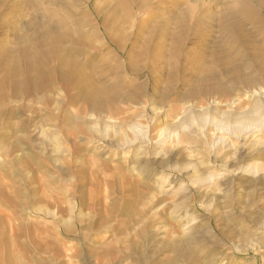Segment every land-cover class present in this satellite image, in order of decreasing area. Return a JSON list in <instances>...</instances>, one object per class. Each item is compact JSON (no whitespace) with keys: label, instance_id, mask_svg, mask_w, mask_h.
<instances>
[{"label":"rangeland","instance_id":"rangeland-1","mask_svg":"<svg viewBox=\"0 0 264 264\" xmlns=\"http://www.w3.org/2000/svg\"><path fill=\"white\" fill-rule=\"evenodd\" d=\"M119 3L3 4L1 53L8 49L24 55L31 45L46 47V52L53 42L64 59L93 72L91 65H98L94 71L102 65L98 51L109 59L115 55L111 48L101 49L108 33L119 45H128L122 55L133 70L125 80L102 83L98 73L92 80L108 91L114 86L137 95L139 100L127 105L144 103L146 109L136 118L124 107V122L89 127L82 124L84 114L76 105L49 122L46 106H37V113L26 108L35 97L25 75L18 80L24 88L20 98L8 87L11 82L0 86V264H208L210 253L214 264H264V172L253 169L264 164L258 142L264 139V127L238 138L213 125L196 124L182 135V144L171 135L188 103L198 110L240 99L241 111L252 108L250 87L264 89V0H147V5L127 0L123 8ZM135 4L142 8L133 10ZM126 14L147 21L140 39L131 37L128 20L114 23ZM105 20L107 26L97 30ZM11 62L28 65L27 59ZM2 65L0 84L6 74ZM41 99L40 94L36 103ZM118 100L115 95L110 99ZM158 116L161 125L155 123ZM132 124L142 125L141 142L118 150L126 139L122 130L134 140L128 130ZM164 128L169 131L161 136ZM242 148L249 158L241 160ZM140 153L139 168L163 174L168 186L161 189L139 175L135 155ZM170 159L171 169L160 165ZM198 163L203 166L198 176H212L203 184L192 179ZM203 193L212 198L226 194L227 201L202 199ZM190 232L199 236L196 246L186 243Z\"/></svg>","mask_w":264,"mask_h":264},{"label":"bare ground","instance_id":"bare-ground-1","mask_svg":"<svg viewBox=\"0 0 264 264\" xmlns=\"http://www.w3.org/2000/svg\"><path fill=\"white\" fill-rule=\"evenodd\" d=\"M4 2H5V0H0V11L3 8ZM119 2H120L119 6H121L123 8L122 4H123V2H127V0H119ZM146 3H147V0H144L145 5H147ZM133 7H135L136 9L142 8L138 4L133 5L132 9H133ZM98 16H101V15L98 14ZM126 20L129 21L128 22L130 24L129 28H130L131 33H132L131 37H133L134 40H138L142 36H144L143 34L146 30V25H147L146 20H143L141 22H137L136 17H134L130 14H126L122 18H115L114 23L116 21L117 22L121 21L124 24V23H127ZM103 26H107L106 20H105V22H103L102 26L97 27V30L103 29ZM10 32H11V30H10ZM95 33H96L97 37L100 36V34L98 32H95ZM107 36H108L109 41L102 43L101 49L107 50V48H111L115 52V55L113 57H110V59H109L108 55L104 54L102 52V50L98 51L99 53H101L102 65H101V67H99V70H97V71H94V70L98 65L96 67H93L94 65L93 66L91 65L90 69L93 68V69H91V70H93V72H87L86 67H84L82 65H78V64H76V62H72V61H68V60L64 59L63 56L61 55V52H59L57 49H55V44H53V42L49 44V47L47 46L48 51H46V52L43 50V48H46V47L42 48L41 45H39L38 47H33L31 45L30 47H28V50L24 53V55H21V54L16 55L10 51H7L8 49H4V51L2 53L0 52V55H1L0 63L3 64L2 67L6 71V74L3 75L4 76L3 78H1L2 84H0V86L3 84L7 85L9 82H11V85L9 83L8 87L11 86L9 88H11V91H12L14 97L20 98L24 92V88H22V86L19 85L18 80H19L20 76L25 75L29 79L27 82L28 83V88H27L28 92L33 94V96L35 97V98H33L30 95L33 99L30 103L28 102L29 104L26 105L27 106L26 108L34 109L33 112L37 113L38 111L35 110L37 106H42V105L46 106L47 110L49 111V113H47L48 118L46 120H48L49 122L57 121L59 118V112L62 111V109H64L65 107L71 108V107H74L76 105H79L78 112L79 113L82 112V114H84L83 118H81V120L83 121L82 124L87 125L89 127H96L98 125H108L112 122L116 123V121L120 122V123L124 122V119L126 116L125 115L126 114L125 108H127V107H129V110H132L131 111L132 114L137 115L136 118H139V117H141L140 111L146 109L145 104L143 103L144 106H142L141 104H138V105H136V107H131L130 105H127L128 103H134L137 100H139L137 95H135V94L127 95L125 93L124 89H122L121 87L119 88V87H114V86H113V90L108 91L106 89L95 86L93 83L92 74H94V73L99 74L98 78H100L99 80H101L102 83L103 82L107 83L110 80H115V79L125 80L126 74H129L133 70L130 66L131 63L127 62L123 58V55L127 53L129 46L128 45H126V46L119 45L116 42V39L114 38V36H112L109 33L107 34ZM112 45L115 46L118 51L115 48H113ZM158 45L160 46L161 43H158ZM61 50H64V49H61ZM173 51H174V49L170 50V52H173ZM109 52H111V51L109 50L107 52L110 56ZM103 54H104V56H103ZM161 56H164V54H161ZM66 58H68V57L66 56ZM159 58L160 57H157L156 59H159ZM170 58L175 59L176 56L171 55ZM23 59H27V61H28L27 62L28 65L25 63L27 65L26 68L23 65L22 66L24 68L21 65L15 64L16 62L15 63L11 62V60H16V61L20 62ZM127 60H129V58H127ZM56 63H58L57 66H56ZM51 77H53V78H51ZM51 79H53V80H51ZM25 80L26 79H24V81ZM49 81H52V83L50 84ZM23 83H26V81ZM254 87L255 86L250 87L251 91H249L251 93L250 98H252V108L246 109L244 111L240 110L241 109V103H242L240 101V99H239L238 103L237 102H234V103L230 102L229 103V102H221L220 101V102H216L215 104H212V105H210L204 109H198V110L193 107L194 105L191 106L192 104L191 105L189 103L186 104L184 107V113L180 114L179 115L180 117L178 118L179 120H177L178 121V123L176 124L177 129L175 130L174 134H171V135H173L172 139L175 140L176 143H178V144L184 143V142H182V140H183L182 135L188 131H191V129L193 127L197 126L196 124H198V125L201 124L202 126L213 125L219 129H224L226 131H229L230 134H232L234 136H238V138L240 135L244 134L245 132H248V131L250 132L253 129H258V130L261 129L262 127H264V89L262 87L257 86L259 89L256 91L257 88L255 87L256 89L253 90ZM5 93H7V91H5ZM40 94L42 95L43 99H41V101L39 103L38 102L36 103V101H35L36 97H38ZM113 95L119 96V100L116 101L115 103H112L110 101V99ZM23 96H24V94H23ZM3 98L5 99V96ZM17 102H19V100ZM2 103L3 102H1V104ZM17 105H18V103H17ZM115 106H117V108ZM231 106H234V107L232 108ZM153 107H154V105H153ZM222 107H224V108L230 107V109L224 111L222 109ZM153 110H154V108H153ZM156 110H158V109H155V111ZM29 112H31V111H29ZM2 114L4 115L3 110L0 112V118L3 117ZM30 114H33V113H30ZM159 114H161V113H159ZM154 120H155V123H157L158 125L163 124V120H161L159 116L157 118H155ZM78 122H81V121H78ZM76 124H78V123H76ZM30 127H32V126H30ZM120 127H122V126H120ZM176 127H173V128H176ZM39 128H41V127H39ZM45 129L46 128H44L43 130L41 129V132H43V134H44ZM94 129L95 128H92V131ZM142 129H143V127L141 124H134V125L132 124V125L128 126V130L133 134L134 140L129 139V136L127 135L126 131L122 130L126 139H124L125 142L119 143L116 146V148L119 150L120 148H126L128 146L132 147L137 142L140 143L141 142L140 139L142 138V136H141V134H142L141 132L143 131ZM168 131L169 130L167 128L161 129V131H160L161 136L166 134V132H168ZM170 131H172V129ZM172 132H174V131H172ZM46 134H45V136H46ZM118 134L120 136L121 131H118ZM165 137H166V135H165ZM145 138H147V136ZM143 140H145V139H143ZM258 142L261 145L260 153H264V139L260 138ZM0 147H1V151H2L3 146L1 144H0ZM45 147H47V146H45ZM114 147H115V145H114ZM141 147H143V146H141ZM145 151H146V149H145ZM147 152H148V150H147ZM247 152H245L244 148H242L240 150L239 155L241 157V160L249 158V153H247ZM146 153H145V155H146ZM140 154L135 155L137 157V160L135 162V170L139 173V175L141 174L142 177L147 178L149 180H154L159 185L161 184V189H164L165 186H168L167 185L168 181L163 179V174L155 173L156 171L154 172L153 170L146 169L144 167L139 168V167H141L139 162L143 159V156H142L143 153H140ZM254 154H255V152H254ZM170 161H171V159L168 160L167 162L163 161L160 163V165L163 166L164 168L171 169L170 167H168ZM146 163H148V162H146ZM202 167H203L202 164L199 165V163H198V165H195L192 168L194 175H196L192 179H194L196 182H200L201 184L206 183L212 179V176H210V175H209L210 177H208V178H204L203 176H198L199 173L201 172ZM238 167H240V166L238 165ZM242 167H243V165H241V168ZM248 167H249V165H248ZM245 168L246 167H244V169ZM249 168H251V167H249ZM253 169L256 171V174L257 173L260 174L261 172H264V164H256V165H254ZM237 170H239V168ZM227 171H228V169H227ZM23 172H24V170H23ZM184 173H187V172H184ZM189 173H190V171L188 172V174ZM254 176H257V175H254ZM241 177H243V176H241ZM228 182H230V181H228ZM228 182H226V183H228ZM214 184H215V182H214ZM228 184H230V183H228ZM201 186H203V185H201ZM206 187H207V184H206ZM170 189H169V191H170ZM171 192H172V190H171ZM201 192H203V191H201ZM216 195L213 196V198L219 199L218 201H220V199H225L226 194H224V196H222V197H218ZM211 198L212 197H209L208 194H206V193L202 194V199L208 200ZM213 198L211 200H213ZM225 200H224V202H225ZM218 204H220V203H218ZM7 219H8V216H7ZM17 230H19V229H17ZM187 235H186L188 237L187 241H186L187 245L191 244V245L196 246V243L200 242V241L197 242V238L199 236H197V234H195L194 232H190ZM260 251H262V247L260 249H258V253H260ZM214 260H215L214 255L211 253L206 257V262L208 264H214ZM263 260H264V258H263Z\"/></svg>","mask_w":264,"mask_h":264}]
</instances>
